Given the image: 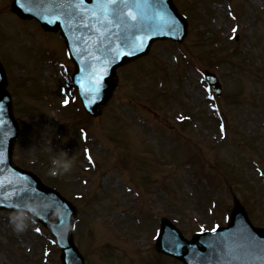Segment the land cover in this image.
<instances>
[{
    "label": "rangeland",
    "instance_id": "1",
    "mask_svg": "<svg viewBox=\"0 0 264 264\" xmlns=\"http://www.w3.org/2000/svg\"><path fill=\"white\" fill-rule=\"evenodd\" d=\"M175 1L190 26L183 44L157 43L149 57L123 68L114 101L100 118L88 119L73 100L60 107V75L71 69L60 40L8 15L0 0V59L22 127L14 157L75 202V241L88 264H177L152 252L146 230L150 220L154 225V208L187 237L223 224L233 197L253 224L264 223V0ZM234 10L243 21L236 35L233 25L241 22L230 18ZM44 53L61 62V71L53 63L39 67ZM205 67L220 83L222 122L215 127L196 71ZM150 93L156 98L149 100ZM179 114H197L205 142L190 124H173ZM222 126L226 133L218 134ZM80 130L90 137L86 142ZM142 169L149 178L140 176ZM134 184L146 194L141 203L125 194ZM52 246L23 216L0 212V264H59Z\"/></svg>",
    "mask_w": 264,
    "mask_h": 264
},
{
    "label": "water",
    "instance_id": "2",
    "mask_svg": "<svg viewBox=\"0 0 264 264\" xmlns=\"http://www.w3.org/2000/svg\"><path fill=\"white\" fill-rule=\"evenodd\" d=\"M104 2L105 0H84L83 5H78V0H14L12 4V10L20 17L36 18L45 29L60 30L61 35L66 39L70 55L77 64L74 79L79 94L86 109L94 114H98L110 98L116 80L113 74L114 68L146 52L142 49L136 52L135 56L124 58L122 62L112 66L110 75L106 72L103 76L102 88L94 103L89 97L81 94L89 86L88 69L91 68V61L88 59L103 44L107 29L110 27V24L105 22L99 7ZM165 2L170 11L164 17L166 20H174L177 27L175 30H169L164 27V22L161 20L158 27L151 29L152 40L163 36L178 39L184 33V24L175 14L170 1L165 0ZM160 5L163 6L162 3ZM50 20L55 22H48ZM85 24L88 27H85ZM98 70L101 71L102 68ZM78 81L83 82V88ZM3 89L4 85L0 86V107H2L0 112L6 109L5 113L11 121L10 105ZM14 134L15 129L12 126L6 137L0 131V161H2L0 162V209L21 210L41 222L62 247L63 264H83L72 245L70 236L75 210L57 193L43 187L32 175L18 170L11 164L10 150ZM53 213L57 217L51 221L50 215ZM240 218L243 216L240 211H236L229 226L230 232L224 231L218 236L217 234L208 237L197 236L191 242L182 240L172 228L163 224L156 248L180 259L184 264H264V240H262L264 231H248L246 222ZM248 237L251 239L249 240ZM254 242H259L260 245L254 249L247 246Z\"/></svg>",
    "mask_w": 264,
    "mask_h": 264
},
{
    "label": "snow or ice",
    "instance_id": "3",
    "mask_svg": "<svg viewBox=\"0 0 264 264\" xmlns=\"http://www.w3.org/2000/svg\"><path fill=\"white\" fill-rule=\"evenodd\" d=\"M84 0H78V5H83ZM103 15L105 22L107 24H113L116 23L119 27L120 25L124 24V8H128V0H105L104 3L99 5ZM136 7H140V5H136ZM77 10L78 7H77ZM109 17H113V19H109ZM128 18L132 20L133 22L137 21L138 17L133 15L131 12L128 13ZM160 20L164 22V27H166L169 30H175L176 29V22L174 20H166L164 15H159L158 17ZM48 22H55L54 20H50ZM85 27H88L87 24L84 25ZM236 29H233V32L235 33ZM139 43H136L135 40H133L131 47L128 49L127 52L124 53V55H132L135 52L141 51L144 47V41L143 38L140 37ZM116 56H119L121 53L117 49ZM98 61L102 60V57L96 58ZM107 63H111V60H108L104 62L101 67L103 71H99L96 68H93L92 71L89 73V86L87 87L86 91H82V95H85L90 98L91 102L94 103L96 98L99 96L101 88H102V80H103V73L107 71ZM91 67V66H90ZM78 83L81 85V88L84 87V84L82 81H78ZM221 131L223 132V127L221 128ZM2 162V161H0ZM215 231V229H213ZM250 240L251 237H248Z\"/></svg>",
    "mask_w": 264,
    "mask_h": 264
},
{
    "label": "clouds",
    "instance_id": "4",
    "mask_svg": "<svg viewBox=\"0 0 264 264\" xmlns=\"http://www.w3.org/2000/svg\"><path fill=\"white\" fill-rule=\"evenodd\" d=\"M18 227H20V225H17ZM26 226V225H25Z\"/></svg>",
    "mask_w": 264,
    "mask_h": 264
}]
</instances>
